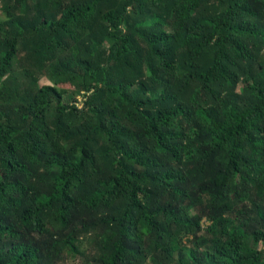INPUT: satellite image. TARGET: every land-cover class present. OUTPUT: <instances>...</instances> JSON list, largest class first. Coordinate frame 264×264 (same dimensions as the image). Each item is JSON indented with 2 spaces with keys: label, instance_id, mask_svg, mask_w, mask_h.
I'll return each instance as SVG.
<instances>
[{
  "label": "trees",
  "instance_id": "1",
  "mask_svg": "<svg viewBox=\"0 0 264 264\" xmlns=\"http://www.w3.org/2000/svg\"><path fill=\"white\" fill-rule=\"evenodd\" d=\"M260 245L264 0H0V264Z\"/></svg>",
  "mask_w": 264,
  "mask_h": 264
},
{
  "label": "rangeland",
  "instance_id": "2",
  "mask_svg": "<svg viewBox=\"0 0 264 264\" xmlns=\"http://www.w3.org/2000/svg\"><path fill=\"white\" fill-rule=\"evenodd\" d=\"M42 83H43V84H49V82H47V81H43ZM259 249H260V250H263L264 247H263L262 245H260V246H259Z\"/></svg>",
  "mask_w": 264,
  "mask_h": 264
}]
</instances>
